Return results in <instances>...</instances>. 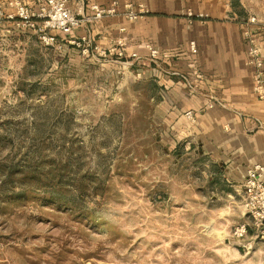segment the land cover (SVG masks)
Segmentation results:
<instances>
[{
  "label": "rangeland",
  "instance_id": "obj_1",
  "mask_svg": "<svg viewBox=\"0 0 264 264\" xmlns=\"http://www.w3.org/2000/svg\"><path fill=\"white\" fill-rule=\"evenodd\" d=\"M16 28L0 32V162L33 149L55 182L47 197L0 194V264H264V239L234 235L242 196L204 156L172 150L126 64Z\"/></svg>",
  "mask_w": 264,
  "mask_h": 264
},
{
  "label": "crops",
  "instance_id": "obj_2",
  "mask_svg": "<svg viewBox=\"0 0 264 264\" xmlns=\"http://www.w3.org/2000/svg\"><path fill=\"white\" fill-rule=\"evenodd\" d=\"M8 1L0 0L5 5ZM21 1L37 9L36 0ZM113 1L118 2L119 14L93 18L91 3L104 8ZM140 3L146 14L137 19L121 14ZM70 6L84 19L72 36L89 38L92 56L100 54L93 47L108 50L123 43V64L149 89L147 98L163 131L159 135L170 141L172 150L183 147L207 158L225 179L228 188L222 192L240 194L243 200L247 168L264 165V100L254 89L244 35L247 27L257 33L264 56V0H71ZM11 11L7 6L5 12ZM252 16L256 22L249 23ZM15 25L6 17L0 32L16 31ZM191 41L196 53L190 51ZM61 42L67 51L80 52L66 40ZM146 44L159 50L157 65L149 61ZM133 52L140 58H131ZM195 70L204 77L194 90L167 74L180 71L193 77Z\"/></svg>",
  "mask_w": 264,
  "mask_h": 264
},
{
  "label": "built area",
  "instance_id": "obj_3",
  "mask_svg": "<svg viewBox=\"0 0 264 264\" xmlns=\"http://www.w3.org/2000/svg\"><path fill=\"white\" fill-rule=\"evenodd\" d=\"M71 0H36L37 9H31L21 0H9L7 4L0 2V22L6 17L14 19L18 26H24L36 32L38 37L47 46H60L59 41H67L74 45L83 55L90 56L92 49V41L87 37H74L73 31L78 28L83 18L70 6ZM12 9L10 13H6L5 9ZM90 9L94 12L93 18L99 19L108 15L119 14L118 2L113 1L109 7L101 8L96 3L90 4ZM147 8L142 3L136 7L129 5V9L121 14L126 15L130 19H137L139 16L146 14ZM249 23L256 22V17L248 18ZM247 41V64L254 68L253 81L254 89L260 100H264V56L261 51L257 33L252 31L250 27L244 32ZM149 52L148 59L151 63L157 65L159 58V50L153 45L146 44ZM190 51L197 52V46L194 41L190 42ZM94 52H99V59H113L117 62L124 63L123 43L119 41L117 48L108 50L93 47ZM131 58L139 59L140 56L133 52ZM167 74L178 76L187 88L194 90L196 84L199 83L204 75L201 71L195 70L193 77L190 73H182L180 71H167ZM213 107V105H209ZM186 115L192 117L191 111ZM243 208L244 215L249 218L248 222H242L234 229V235L243 237L247 235L248 229L254 230L255 234L264 239V165L255 163L247 168L246 177L243 182Z\"/></svg>",
  "mask_w": 264,
  "mask_h": 264
},
{
  "label": "trees",
  "instance_id": "obj_4",
  "mask_svg": "<svg viewBox=\"0 0 264 264\" xmlns=\"http://www.w3.org/2000/svg\"><path fill=\"white\" fill-rule=\"evenodd\" d=\"M42 158V153L35 152L33 149L27 150L24 155L23 159L20 161L19 164H3L0 162V194H12L24 196L27 195L26 189L24 186L27 184L28 186H33L35 189L34 191H28L29 193L34 194V192H41L39 193L42 197H47L49 194L47 191L48 186H51L54 179L51 177L54 168L51 165L45 166L42 161L40 160ZM43 165V166H42ZM65 168H60L58 171L57 181L60 180L62 177V174H64ZM11 181H14L15 187H10L12 191L8 190V185L11 183ZM20 182V183H19ZM21 184V185H19ZM23 184V185H22ZM19 186L21 192L14 193L15 189ZM38 194V193H37ZM51 200L62 203V200L60 197H52L50 196ZM64 204H67V202H64Z\"/></svg>",
  "mask_w": 264,
  "mask_h": 264
}]
</instances>
